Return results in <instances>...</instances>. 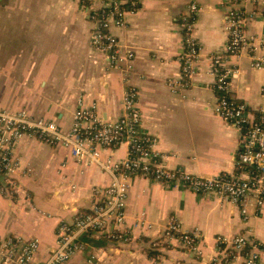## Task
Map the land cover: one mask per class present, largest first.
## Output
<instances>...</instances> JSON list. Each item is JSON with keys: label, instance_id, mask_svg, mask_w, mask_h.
<instances>
[{"label": "crops", "instance_id": "1", "mask_svg": "<svg viewBox=\"0 0 264 264\" xmlns=\"http://www.w3.org/2000/svg\"><path fill=\"white\" fill-rule=\"evenodd\" d=\"M108 1L85 3L99 8ZM192 3L200 7L194 36L202 58L189 84L173 87L171 81H184L181 16ZM229 5V0H141L126 27L112 28L123 49L135 53L126 76L91 46L93 23L80 0H0V105L26 109L67 128L80 96L86 103L96 102L104 119L116 120L123 114L124 92L133 86L139 91L143 129L158 138L155 149L167 156L166 166L208 176L235 173L239 131L215 111L218 92L210 67L211 55L223 53L228 42L224 14ZM249 8L256 13L247 31L263 33L264 3H250ZM251 62L246 51L227 66L238 69L232 96L257 114L264 109V68L255 69ZM104 153L121 159L127 146ZM15 156L20 187L13 197H0L1 234L39 239L38 262L55 245L58 224L73 219L78 210H89L92 188L107 185L110 175L97 166L83 167L68 150L33 137L20 140ZM171 217L178 218L184 230L200 231L202 255L184 248L177 238L152 247ZM125 228L131 241L85 237V249L66 264H222L214 261L216 237L238 233L264 246V213H258L255 204H248L244 214L217 194H197L147 177L132 180Z\"/></svg>", "mask_w": 264, "mask_h": 264}, {"label": "built area", "instance_id": "2", "mask_svg": "<svg viewBox=\"0 0 264 264\" xmlns=\"http://www.w3.org/2000/svg\"><path fill=\"white\" fill-rule=\"evenodd\" d=\"M80 1L93 23L91 46L106 54L112 68L122 69L128 76L133 69L135 53L129 48L123 49L112 28L126 27L128 15L139 11L141 0H109L99 8L91 7L85 0ZM229 3L224 14L228 42L223 53L211 55L210 67L215 77L214 88L218 92L215 111L239 131L237 171L208 176L166 166L167 156L155 149L158 138L143 129L139 91L133 86L123 94L120 118L104 119L96 102L86 103L84 96H80L67 128L56 120L36 116L26 109L14 110L0 105V176L3 177L0 197H13L19 192L15 174L20 163L15 150L25 137L64 148L79 165L97 166L110 175L107 185L92 188L94 202L89 210H78L73 219L58 224L55 245L38 262L39 239L2 235L0 225V264H66L85 249V237L96 235H103L109 241H131L125 222L129 189L136 177L151 178L174 188L187 187L197 194H217L239 206L244 214L248 204L253 203L258 213H264V109L254 114L245 103L232 96L233 78L238 69L227 66L230 59L247 51L252 58L251 66L264 68V32L250 34L247 31L249 21L256 13L249 4H263L264 0H229ZM199 10V5L192 3L181 16L185 33L184 51L180 55L184 81H171L173 87L188 85L201 61L202 46L194 36ZM122 145L127 146L124 158L116 159L104 153V150ZM171 238L180 240L181 245L193 254L202 255L200 231L184 230L176 217L170 218L163 237L153 241L152 247L163 246ZM216 243V263L227 264L242 259L243 264H262L264 246L247 233L232 237L218 235Z\"/></svg>", "mask_w": 264, "mask_h": 264}, {"label": "water", "instance_id": "3", "mask_svg": "<svg viewBox=\"0 0 264 264\" xmlns=\"http://www.w3.org/2000/svg\"><path fill=\"white\" fill-rule=\"evenodd\" d=\"M0 179H1V180H3V177H2V176H0Z\"/></svg>", "mask_w": 264, "mask_h": 264}]
</instances>
